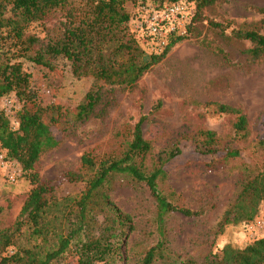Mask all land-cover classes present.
Here are the masks:
<instances>
[{
    "label": "rangeland",
    "instance_id": "obj_1",
    "mask_svg": "<svg viewBox=\"0 0 264 264\" xmlns=\"http://www.w3.org/2000/svg\"><path fill=\"white\" fill-rule=\"evenodd\" d=\"M87 1L68 0L66 8L53 10L25 29L24 38L33 36L37 42L27 57L16 52L14 60L22 62L24 70L32 74L33 87L46 100L60 99L74 106L92 86L93 79L74 76L71 64L63 57L53 60L55 71L37 66L28 58L60 37L67 12H78ZM139 1H128L127 10L134 13ZM256 7H264V0H221L204 8V19H198L192 34L173 45L134 87H105L95 115L65 133L57 131L61 143L36 163L34 170L40 179L57 185V197L79 194L85 182L66 181L65 173L81 171L84 154L97 162L121 155L144 117V135L152 144L146 160L149 170L165 149L179 144L182 150L166 165L167 178L159 180L160 190L179 206L203 211L194 217L178 212L168 216L166 247L172 256L193 258L203 264L227 244L243 248L264 237V229L251 228L255 218L220 226L245 180L264 171V58L252 61L246 50L254 43L235 36L236 31L251 29L264 34V14ZM210 20L223 27L211 25ZM6 31L0 30V50L10 45ZM219 104L239 112L220 111ZM20 108L14 92L0 99V111L15 129ZM240 115L248 121L244 131L235 128ZM201 130L216 133V146L221 152L234 149L239 155L228 160L219 158L211 166L210 159L197 151ZM12 165L0 169V230L16 220L33 187L22 165ZM14 170L16 181L10 182L7 175ZM108 192L133 218L134 228L123 245L125 263L142 264L147 249L159 239L151 191L145 184L120 175L114 177ZM72 259L68 257L61 264H71Z\"/></svg>",
    "mask_w": 264,
    "mask_h": 264
},
{
    "label": "trees",
    "instance_id": "obj_2",
    "mask_svg": "<svg viewBox=\"0 0 264 264\" xmlns=\"http://www.w3.org/2000/svg\"><path fill=\"white\" fill-rule=\"evenodd\" d=\"M128 1L138 0H88L78 12H67L60 37L28 57L50 71L56 70L53 60L63 57L71 64L74 76L93 79L82 101L72 106L60 99L46 100L33 87L32 74L24 70L22 62L14 60L16 52L27 57L37 42L33 36L24 38L29 24L46 18L55 9L66 8L68 0H0V30L7 28L10 42L7 49L0 50V99L14 92L21 102L16 129L0 111V142L33 183L16 220L0 230V264H61L71 256V264H126L123 245L134 228L133 218L116 205L108 192L114 177L120 175L148 186L156 202L159 239L147 249L142 264H198L193 258L172 256L166 247L167 218L171 213L187 217L203 213L175 204L159 188V180L167 178L166 165L182 153L181 147L175 144L165 149L149 170L146 160L152 144L144 135V117L136 124L133 138L121 155L97 162L90 154H84L81 171L65 173L66 181L85 182L84 189L75 196L57 197V185L41 180L34 170L41 156L61 143L57 131L65 133L95 115L105 87H134L173 45L188 37L175 39L161 54L147 53L131 32V19L143 6L160 8L178 0H140L134 13L127 10ZM189 1L196 5L191 35L198 19H204L203 9L221 0ZM255 9L264 14V7ZM209 23L223 27L213 20ZM235 36L254 43L246 50L252 61L264 58V34L251 29L236 31ZM219 109L239 112L223 104H219ZM247 126L246 116L240 115L236 130L244 131ZM198 136L202 141L198 142L197 151L210 159L211 166L219 158L228 160L239 155L234 149L221 152L212 130H201ZM263 201L264 171L245 180L220 226L254 219ZM203 264H264V237L243 248L227 244Z\"/></svg>",
    "mask_w": 264,
    "mask_h": 264
},
{
    "label": "built area",
    "instance_id": "obj_3",
    "mask_svg": "<svg viewBox=\"0 0 264 264\" xmlns=\"http://www.w3.org/2000/svg\"><path fill=\"white\" fill-rule=\"evenodd\" d=\"M196 5L194 1L178 0L165 3L160 8L143 6L139 13L131 19V30L136 38L142 42V47L149 53L161 54L177 38L190 35L194 25ZM16 161L11 160L8 150L0 142V169L13 166ZM10 182L16 181V171L8 175ZM252 229H264V201L256 215Z\"/></svg>",
    "mask_w": 264,
    "mask_h": 264
}]
</instances>
